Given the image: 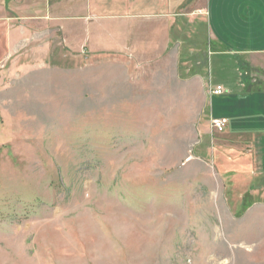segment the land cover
Listing matches in <instances>:
<instances>
[{
	"label": "rangeland",
	"instance_id": "rangeland-1",
	"mask_svg": "<svg viewBox=\"0 0 264 264\" xmlns=\"http://www.w3.org/2000/svg\"><path fill=\"white\" fill-rule=\"evenodd\" d=\"M61 1L0 0V264H262L264 223L243 215L264 202L263 176L211 127L240 78L210 44L208 0L202 19L171 26L166 71L152 72L94 53L130 33L144 58L145 26H65V42L43 24ZM263 63L241 71L264 89ZM208 84L228 93L205 103Z\"/></svg>",
	"mask_w": 264,
	"mask_h": 264
},
{
	"label": "crops",
	"instance_id": "crops-1",
	"mask_svg": "<svg viewBox=\"0 0 264 264\" xmlns=\"http://www.w3.org/2000/svg\"><path fill=\"white\" fill-rule=\"evenodd\" d=\"M208 3V21L210 30L213 31L210 36V44L213 41L216 46L222 47L225 53L236 58L240 78L238 89L222 100H218L217 106L208 111L211 119L224 118L227 120L224 131L215 133V140L220 142L223 138L227 139L228 145H220L224 146L225 151L229 154L237 152V149L246 152L244 155L249 160L247 173L262 175L264 180V89L252 77L244 79L241 71L244 69L241 64L252 63L256 57H264V0H208ZM204 4L203 0H64L55 2L54 8L51 7L52 10L60 13L61 17L55 18L53 15H49L43 24L50 26L54 23L56 26H62L60 31L65 42L68 34H74L76 31L75 28H71L67 32L65 26H85L87 33L89 26H104V20L108 19L121 21L118 26H145L146 52L144 55L146 58L138 59L139 52L133 48L132 42L136 35L129 33L127 38L126 33L127 44H125L123 42L124 33L117 31L112 34L113 46L116 48L117 41H119L126 45L125 49L118 50L120 47L118 49L105 48L93 52L97 54L110 52L113 54L111 55L113 59L119 57V61L122 63L145 62L151 72L159 68L166 71L163 60L170 46L169 31L171 26H182L179 23L185 21L186 15L189 17L188 23L202 19L207 14L206 4ZM140 30L141 28L138 29V31ZM21 31L18 28V33L12 34L11 41L13 43L19 41L20 37L25 40L24 30ZM101 32V28H98L100 36H102ZM19 33L22 34L19 35ZM158 35L160 41H158ZM82 41H86L85 43L88 45L86 39ZM126 54L130 59L126 57ZM156 64L158 65L156 66ZM197 65L200 64L197 63ZM259 69L264 72V63ZM196 75L202 76V73L195 71L193 75L189 76L195 77ZM181 78L185 80V77ZM208 85L205 103L215 96L211 93L212 90L217 86L222 87L221 84ZM226 93L228 91H225L224 94ZM259 185L256 190H264V182L261 181ZM243 216L251 219L257 217L264 223V202L252 204L248 209H245ZM256 238L262 247L258 258L261 260L260 263L264 264L263 225Z\"/></svg>",
	"mask_w": 264,
	"mask_h": 264
},
{
	"label": "built area",
	"instance_id": "built-area-1",
	"mask_svg": "<svg viewBox=\"0 0 264 264\" xmlns=\"http://www.w3.org/2000/svg\"><path fill=\"white\" fill-rule=\"evenodd\" d=\"M211 93L215 96H220V95H223L225 93V90L222 87L217 86L214 90H212ZM226 125H227V120L224 118L211 119V127L216 132L220 133V132L224 131V129L226 128Z\"/></svg>",
	"mask_w": 264,
	"mask_h": 264
},
{
	"label": "trees",
	"instance_id": "trees-1",
	"mask_svg": "<svg viewBox=\"0 0 264 264\" xmlns=\"http://www.w3.org/2000/svg\"><path fill=\"white\" fill-rule=\"evenodd\" d=\"M182 60H183V61H182ZM182 60H181L180 63H183V62H186V61H187L186 59H182ZM193 74H194V72L192 73V75H193ZM190 75H191V74H190ZM180 76H181V77H186L185 74H184V72H182ZM244 209H246V208H244Z\"/></svg>",
	"mask_w": 264,
	"mask_h": 264
}]
</instances>
